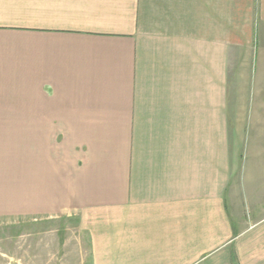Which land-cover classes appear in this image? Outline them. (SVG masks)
Listing matches in <instances>:
<instances>
[{"label":"crops","instance_id":"1","mask_svg":"<svg viewBox=\"0 0 264 264\" xmlns=\"http://www.w3.org/2000/svg\"><path fill=\"white\" fill-rule=\"evenodd\" d=\"M3 259L264 264V0H0Z\"/></svg>","mask_w":264,"mask_h":264},{"label":"rangeland","instance_id":"2","mask_svg":"<svg viewBox=\"0 0 264 264\" xmlns=\"http://www.w3.org/2000/svg\"><path fill=\"white\" fill-rule=\"evenodd\" d=\"M58 227L59 226V224L58 223H53V224H51L49 227L48 226H45V225H41V229L43 228L44 230H48V229H55V227ZM64 226H63V224L61 223V227H59L60 228V230H63L64 228H63ZM26 230H30V227H19V226H16V227H14V228H10V229H4L3 230V250H5L7 247L8 248H10L11 250H14L15 249V247H14V245L16 244V239L17 238H10V237H6V236H15L16 234H19V233H21V232H24V231H26ZM61 237H62V235H61ZM25 240L26 239H24V240H18V241H20L21 243H22V241H23V243L25 242ZM25 245V244H24ZM26 246L27 245H25L24 247L26 248ZM14 256V255H13ZM4 260V259H3ZM7 262H9L8 261V259H7ZM4 263L6 264V261L4 260Z\"/></svg>","mask_w":264,"mask_h":264}]
</instances>
